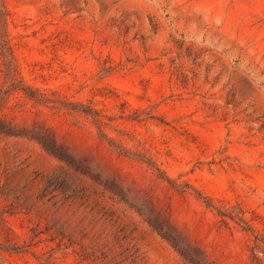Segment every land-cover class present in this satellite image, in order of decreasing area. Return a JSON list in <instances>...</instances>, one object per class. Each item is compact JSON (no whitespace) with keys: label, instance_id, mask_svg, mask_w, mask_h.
I'll return each instance as SVG.
<instances>
[{"label":"rangeland","instance_id":"rangeland-1","mask_svg":"<svg viewBox=\"0 0 264 264\" xmlns=\"http://www.w3.org/2000/svg\"><path fill=\"white\" fill-rule=\"evenodd\" d=\"M0 264H264V0H0Z\"/></svg>","mask_w":264,"mask_h":264}]
</instances>
